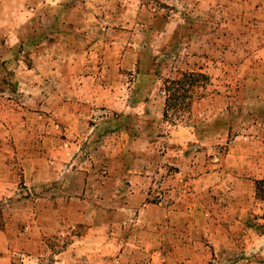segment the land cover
I'll list each match as a JSON object with an SVG mask.
<instances>
[{
	"label": "rangeland",
	"instance_id": "rangeland-1",
	"mask_svg": "<svg viewBox=\"0 0 264 264\" xmlns=\"http://www.w3.org/2000/svg\"><path fill=\"white\" fill-rule=\"evenodd\" d=\"M0 264H264V0H0Z\"/></svg>",
	"mask_w": 264,
	"mask_h": 264
},
{
	"label": "trees",
	"instance_id": "trees-1",
	"mask_svg": "<svg viewBox=\"0 0 264 264\" xmlns=\"http://www.w3.org/2000/svg\"><path fill=\"white\" fill-rule=\"evenodd\" d=\"M206 77L201 74L184 73L180 77L174 79H166L164 81V93L166 96L164 118L167 119L169 111L177 114L186 107L183 102L191 92L202 87Z\"/></svg>",
	"mask_w": 264,
	"mask_h": 264
}]
</instances>
